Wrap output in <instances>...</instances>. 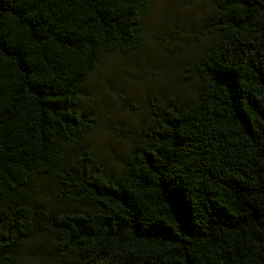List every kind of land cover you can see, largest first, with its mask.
Segmentation results:
<instances>
[{
    "label": "trees",
    "instance_id": "1",
    "mask_svg": "<svg viewBox=\"0 0 264 264\" xmlns=\"http://www.w3.org/2000/svg\"><path fill=\"white\" fill-rule=\"evenodd\" d=\"M156 0H0V264H264V0H213L186 98L87 144L93 70L138 51ZM138 110L137 106L131 104Z\"/></svg>",
    "mask_w": 264,
    "mask_h": 264
},
{
    "label": "rangeland",
    "instance_id": "2",
    "mask_svg": "<svg viewBox=\"0 0 264 264\" xmlns=\"http://www.w3.org/2000/svg\"><path fill=\"white\" fill-rule=\"evenodd\" d=\"M213 0H156L143 21L138 51L103 60L86 83L83 107L94 111L87 144L114 174L129 153L120 129L148 125L145 104L165 91L186 98L195 88L192 65L204 41ZM131 104L138 107L136 110ZM45 239L28 245L17 264H49Z\"/></svg>",
    "mask_w": 264,
    "mask_h": 264
}]
</instances>
